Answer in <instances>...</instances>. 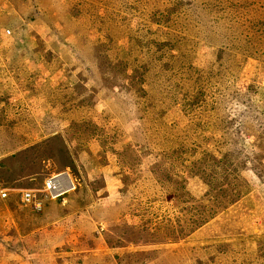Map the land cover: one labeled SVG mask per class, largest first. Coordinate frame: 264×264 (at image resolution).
<instances>
[{"label":"rangeland","instance_id":"rangeland-1","mask_svg":"<svg viewBox=\"0 0 264 264\" xmlns=\"http://www.w3.org/2000/svg\"><path fill=\"white\" fill-rule=\"evenodd\" d=\"M0 264H264V0H0Z\"/></svg>","mask_w":264,"mask_h":264},{"label":"built area","instance_id":"built-area-1","mask_svg":"<svg viewBox=\"0 0 264 264\" xmlns=\"http://www.w3.org/2000/svg\"><path fill=\"white\" fill-rule=\"evenodd\" d=\"M75 187L73 180L67 172H55L47 176L41 185V188H3L0 191L1 197H6L10 190H17L20 194V200L24 205L32 204L39 207L41 198L34 193V190L41 193L43 198L56 199L68 193Z\"/></svg>","mask_w":264,"mask_h":264},{"label":"bare ground","instance_id":"bare-ground-1","mask_svg":"<svg viewBox=\"0 0 264 264\" xmlns=\"http://www.w3.org/2000/svg\"><path fill=\"white\" fill-rule=\"evenodd\" d=\"M62 171H63V170H62ZM69 176H70V175H69ZM74 188H75V187H74ZM74 188H73V189H74Z\"/></svg>","mask_w":264,"mask_h":264}]
</instances>
